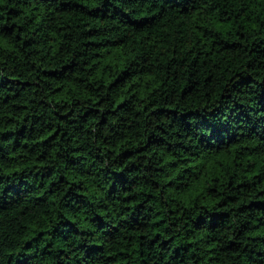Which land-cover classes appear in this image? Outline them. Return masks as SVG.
I'll use <instances>...</instances> for the list:
<instances>
[{
    "label": "trees",
    "instance_id": "1",
    "mask_svg": "<svg viewBox=\"0 0 264 264\" xmlns=\"http://www.w3.org/2000/svg\"><path fill=\"white\" fill-rule=\"evenodd\" d=\"M0 264H264V0H0Z\"/></svg>",
    "mask_w": 264,
    "mask_h": 264
}]
</instances>
